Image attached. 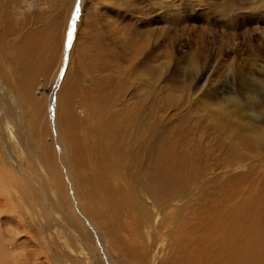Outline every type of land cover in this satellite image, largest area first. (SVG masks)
Returning a JSON list of instances; mask_svg holds the SVG:
<instances>
[{
  "label": "rangeland",
  "instance_id": "rangeland-1",
  "mask_svg": "<svg viewBox=\"0 0 264 264\" xmlns=\"http://www.w3.org/2000/svg\"><path fill=\"white\" fill-rule=\"evenodd\" d=\"M3 54L0 264H225L227 189L245 223L264 195V0H0ZM181 132L219 163L185 191Z\"/></svg>",
  "mask_w": 264,
  "mask_h": 264
},
{
  "label": "bare ground",
  "instance_id": "bare-ground-1",
  "mask_svg": "<svg viewBox=\"0 0 264 264\" xmlns=\"http://www.w3.org/2000/svg\"><path fill=\"white\" fill-rule=\"evenodd\" d=\"M2 59L4 60V54L0 56V60H2ZM5 62L0 63V66H3V64ZM263 90H264V88H263ZM72 94L73 93L70 92L69 98L66 101L69 106L72 105V100H71V98H73ZM142 112H143V115L140 114L137 116V114L134 113V116H133L134 118L140 119L138 122L134 121L135 127H137V128L140 127L139 129H141V124L144 127V129L146 128L145 114H144V111H142ZM255 117H257V115ZM234 119H235V121L233 122L232 118H230V120H226L225 118H222L221 119V125L227 126L229 129H231L238 136L239 140L241 139V136L244 135V137H247V139L249 140V141L246 140V142H248V144H250L252 141H251V139H249L250 138L249 132L244 130L245 126L241 127V125L239 124L241 121L238 118H234ZM130 124H132V123H130ZM102 130H104V129L102 128ZM104 133H105V131H104ZM136 136L137 135H134L132 137V142L134 141ZM185 137H186L185 133L181 132V135L179 136V140H178V145H179L178 150L176 151L177 155H175L173 157V159H171V161H170L171 164L169 166L174 170L173 172H175L176 178L179 181V182L178 181L177 182L180 183V187L182 188V191H185L187 189V184L191 180L192 181H199L201 179L199 177V175H200L199 171L195 172V165H196V162L199 158H202L204 161L207 160V162H208L209 167H208V171L205 170L206 173H209L210 171H211V173L213 171L215 173V169L217 168V166H219V163L216 161L215 153H214V148H215L214 144L215 143L214 144L212 143V141H211L212 139L210 141H207V143H208V145H207V143L202 142V140L200 142H194L193 140H189L188 137H186V138ZM244 137H243V139H244ZM101 138L103 139L104 143L106 145H108V142H107V140L109 139L108 136L106 135V137H105L104 135H102ZM184 138H185V140L187 139L188 145H185V142L183 140ZM241 141H242V139H241ZM215 149H217V148H215ZM107 151H108V153H110L109 159L107 157V155H108ZM107 151L104 153L106 156V160L109 161L112 157V151H111V149H109V146H108ZM168 160H169V158H168ZM81 166H83V164H81ZM90 167H91V165H90ZM116 170L119 173L121 172L120 167H117ZM205 171H202V175L205 174ZM101 173H102V169L100 168L99 171L95 175H93L90 172L88 178L96 179L97 186L100 189H104L105 182H104V180L100 179V177L102 175ZM237 174H238V172H237ZM84 178L88 179L86 176H84ZM232 178H233V175H232ZM104 179H106V178L104 177ZM177 184H175V185H177ZM106 186H107V184H106ZM108 191H110V190L108 189ZM239 193H241V192H240V189L237 187L231 186V188L227 189L226 198H228L229 199L228 201L230 202L229 207L227 208V211H226L228 223L226 224V227H221V228L220 227H212V229H211L214 232L211 233L210 235H212V238L214 237L215 243L220 242V238L222 237V234L217 236V232L224 230L222 232L224 236L222 237L223 239L221 240V244L222 243L224 244V248H223V251L221 254L222 256H220V252H218L219 251L218 250V251H214L213 254L208 253L207 258L209 260H212V258H214L213 263L220 261V259L218 257H224L223 260H224L225 264H264V247H263V242L261 241L262 240L261 239L262 229L264 226V195H263V197H261V200H259L257 198L258 199L257 204H255V206H254V209L252 211L250 219L248 220L247 223H245L244 217L242 219H238V217L236 216L239 213L240 209L235 206V203L232 202L233 198L235 196H237ZM257 196H258V193H257ZM214 199H215V197H214ZM96 201H97L96 202L97 205H101V203H103V204L105 203L103 201V199H101V197L100 198L96 197ZM104 205L108 206V203H106ZM232 219L235 220L234 223H233ZM212 242H213V240H212Z\"/></svg>",
  "mask_w": 264,
  "mask_h": 264
}]
</instances>
